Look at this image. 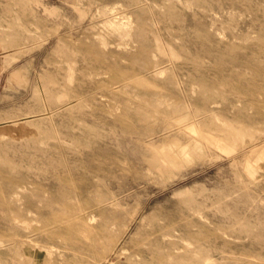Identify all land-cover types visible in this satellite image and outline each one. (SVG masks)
<instances>
[{
	"label": "rangeland",
	"instance_id": "obj_1",
	"mask_svg": "<svg viewBox=\"0 0 264 264\" xmlns=\"http://www.w3.org/2000/svg\"><path fill=\"white\" fill-rule=\"evenodd\" d=\"M0 264H264V0H0Z\"/></svg>",
	"mask_w": 264,
	"mask_h": 264
}]
</instances>
